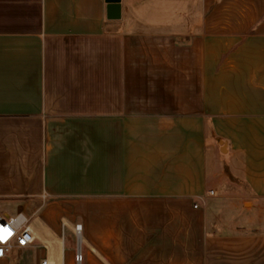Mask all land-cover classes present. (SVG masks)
<instances>
[{"label":"crops","instance_id":"1","mask_svg":"<svg viewBox=\"0 0 264 264\" xmlns=\"http://www.w3.org/2000/svg\"><path fill=\"white\" fill-rule=\"evenodd\" d=\"M39 196L96 200L85 264H264V0H0V201Z\"/></svg>","mask_w":264,"mask_h":264},{"label":"rangeland","instance_id":"2","mask_svg":"<svg viewBox=\"0 0 264 264\" xmlns=\"http://www.w3.org/2000/svg\"><path fill=\"white\" fill-rule=\"evenodd\" d=\"M96 206L95 199H54L45 196L35 197L26 206L19 200L0 201V217L22 212L28 217L34 232L39 230L44 236L37 238L32 247L16 249L6 258V264H41L47 259L48 252L51 253L50 264H61L62 242L65 243L66 264L69 259V264H79V252L83 256L80 264H85L84 243L80 242L84 231L78 237L76 228L87 224L90 233L95 231V221L101 216ZM241 212V220H251L248 231L264 232V210L258 209L255 202L248 201ZM106 213L111 215L112 212Z\"/></svg>","mask_w":264,"mask_h":264},{"label":"built area","instance_id":"3","mask_svg":"<svg viewBox=\"0 0 264 264\" xmlns=\"http://www.w3.org/2000/svg\"><path fill=\"white\" fill-rule=\"evenodd\" d=\"M197 207L198 205H195V208ZM76 233L78 237L81 236L82 225L77 226ZM35 241L32 224L24 213L0 218V259H6L16 249L32 247ZM82 261L83 256L79 252L77 262L80 264ZM41 264H49V261L45 259Z\"/></svg>","mask_w":264,"mask_h":264},{"label":"water","instance_id":"4","mask_svg":"<svg viewBox=\"0 0 264 264\" xmlns=\"http://www.w3.org/2000/svg\"><path fill=\"white\" fill-rule=\"evenodd\" d=\"M107 1L110 3H119L120 2V0H107Z\"/></svg>","mask_w":264,"mask_h":264},{"label":"bare ground","instance_id":"5","mask_svg":"<svg viewBox=\"0 0 264 264\" xmlns=\"http://www.w3.org/2000/svg\"><path fill=\"white\" fill-rule=\"evenodd\" d=\"M50 264V263H49ZM52 264V263H51Z\"/></svg>","mask_w":264,"mask_h":264}]
</instances>
